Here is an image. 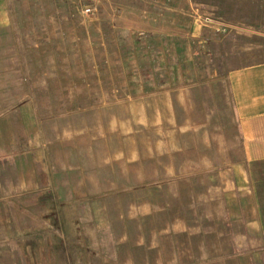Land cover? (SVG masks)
I'll return each instance as SVG.
<instances>
[{"label": "rangeland", "instance_id": "rangeland-1", "mask_svg": "<svg viewBox=\"0 0 264 264\" xmlns=\"http://www.w3.org/2000/svg\"><path fill=\"white\" fill-rule=\"evenodd\" d=\"M218 22L264 30V0H0V224L40 264H264L241 160L177 102Z\"/></svg>", "mask_w": 264, "mask_h": 264}, {"label": "crops", "instance_id": "crops-1", "mask_svg": "<svg viewBox=\"0 0 264 264\" xmlns=\"http://www.w3.org/2000/svg\"><path fill=\"white\" fill-rule=\"evenodd\" d=\"M249 27L214 24V35H208L206 43L199 41L192 51L206 53L207 80L179 87L177 102L205 111L204 121L192 118L190 125L209 127V157L241 160L230 165V172L239 176L230 189L239 191L240 205L250 207L251 218L243 220L257 225L255 245L251 240L240 254L259 255L264 254V30ZM3 227L7 226L0 224V264H40L36 256L44 237L38 231Z\"/></svg>", "mask_w": 264, "mask_h": 264}]
</instances>
